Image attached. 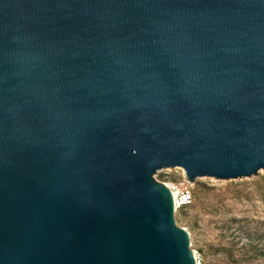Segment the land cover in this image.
Here are the masks:
<instances>
[{"label": "water", "instance_id": "95a60500", "mask_svg": "<svg viewBox=\"0 0 264 264\" xmlns=\"http://www.w3.org/2000/svg\"><path fill=\"white\" fill-rule=\"evenodd\" d=\"M177 168L264 172V0H0V264H197Z\"/></svg>", "mask_w": 264, "mask_h": 264}, {"label": "rangeland", "instance_id": "374dc122", "mask_svg": "<svg viewBox=\"0 0 264 264\" xmlns=\"http://www.w3.org/2000/svg\"><path fill=\"white\" fill-rule=\"evenodd\" d=\"M154 178L162 183L188 181L181 168ZM190 184L194 203L175 217L202 264H264V172L250 179L204 178Z\"/></svg>", "mask_w": 264, "mask_h": 264}, {"label": "built area", "instance_id": "2783aa9c", "mask_svg": "<svg viewBox=\"0 0 264 264\" xmlns=\"http://www.w3.org/2000/svg\"><path fill=\"white\" fill-rule=\"evenodd\" d=\"M163 184L166 185L172 193L176 214L193 205L194 190L190 182L187 181L183 184H175V183H163ZM197 264H202V261L199 257L197 258Z\"/></svg>", "mask_w": 264, "mask_h": 264}, {"label": "bare ground", "instance_id": "6f19581e", "mask_svg": "<svg viewBox=\"0 0 264 264\" xmlns=\"http://www.w3.org/2000/svg\"><path fill=\"white\" fill-rule=\"evenodd\" d=\"M195 253V252H194ZM195 255H196V258H198V255L195 253Z\"/></svg>", "mask_w": 264, "mask_h": 264}, {"label": "trees", "instance_id": "16d2710c", "mask_svg": "<svg viewBox=\"0 0 264 264\" xmlns=\"http://www.w3.org/2000/svg\"><path fill=\"white\" fill-rule=\"evenodd\" d=\"M255 248H253V250H254Z\"/></svg>", "mask_w": 264, "mask_h": 264}]
</instances>
